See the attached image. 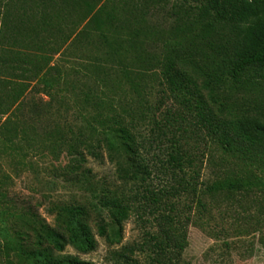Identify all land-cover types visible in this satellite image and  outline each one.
<instances>
[{"label": "rangeland", "instance_id": "rangeland-1", "mask_svg": "<svg viewBox=\"0 0 264 264\" xmlns=\"http://www.w3.org/2000/svg\"><path fill=\"white\" fill-rule=\"evenodd\" d=\"M203 11L192 0H0L2 242L32 232V211L55 224L61 207L77 218L86 206L98 246L81 253L69 244L62 255L94 264H264V187L202 193L220 179L264 178V163L226 149L219 127L264 121V78L252 71L232 81L235 33ZM172 61L194 76L201 104L167 81ZM114 112L134 122L150 162H166L179 146L197 193L154 201L145 186L118 179L99 121ZM171 180L155 173L147 186L159 192ZM104 193L130 204L109 238L98 233L94 207ZM166 213L186 237L183 249L163 242ZM0 264L27 263L9 249Z\"/></svg>", "mask_w": 264, "mask_h": 264}, {"label": "trees", "instance_id": "trees-1", "mask_svg": "<svg viewBox=\"0 0 264 264\" xmlns=\"http://www.w3.org/2000/svg\"><path fill=\"white\" fill-rule=\"evenodd\" d=\"M203 4L205 16L214 21L222 22L231 27L235 33L234 51L227 61L228 75L236 84H240L249 72H256L264 78V0H192ZM167 81L179 90H187L189 94L198 93L199 103L203 102L201 91L194 76L183 66H176L172 61L164 71ZM193 85L195 91L190 90ZM100 124L106 127L107 150L110 162L116 167L118 179L124 182L138 183L145 186L146 197L159 201L160 194H171L173 197L197 193L198 187L194 178L187 177L186 158L179 146H173L169 152V159L164 162H150L143 151V144L135 131V124L123 115L110 113L100 119ZM222 128L221 140L226 149L236 152L252 161L264 163V121L258 118L244 117L226 124H219ZM90 171V170H88ZM91 172V171H90ZM162 173L172 179L168 186L157 190L147 186L148 179L153 174ZM247 177V176H245ZM225 178L213 183L205 184L202 193L214 194L220 191H249L254 186L264 187V178L251 174L247 178ZM199 204L206 209V204L198 198ZM175 202L170 204L175 208ZM97 229L101 236L110 237L109 229L122 227L128 219L130 204L119 196L104 193L98 204ZM80 217L70 218L68 207H61L58 211L55 224H50L45 218L32 211L31 230L18 231L20 242L11 245L0 239V258L8 253L9 249L16 251L17 256L27 264H94L90 260L78 256L62 255L67 245H73L81 253L94 251L98 246L96 233L89 222L90 210L86 206H78ZM107 212L110 221H106ZM172 215H161L164 243H170L179 249L184 248L186 237L180 228L174 225ZM125 259L129 255L123 254ZM9 263L10 260L8 259ZM171 264H181L173 260Z\"/></svg>", "mask_w": 264, "mask_h": 264}]
</instances>
